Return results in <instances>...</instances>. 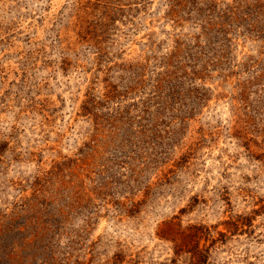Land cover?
<instances>
[{
  "label": "rangeland",
  "instance_id": "obj_1",
  "mask_svg": "<svg viewBox=\"0 0 264 264\" xmlns=\"http://www.w3.org/2000/svg\"><path fill=\"white\" fill-rule=\"evenodd\" d=\"M46 258L264 264V0H0V261Z\"/></svg>",
  "mask_w": 264,
  "mask_h": 264
},
{
  "label": "trees",
  "instance_id": "obj_2",
  "mask_svg": "<svg viewBox=\"0 0 264 264\" xmlns=\"http://www.w3.org/2000/svg\"><path fill=\"white\" fill-rule=\"evenodd\" d=\"M5 260H8V258H5ZM43 261H47V258L44 259ZM0 264H8V262L5 263L4 261H0ZM21 264H22V263H21ZM42 264H49V263H48V261H47V263H42Z\"/></svg>",
  "mask_w": 264,
  "mask_h": 264
}]
</instances>
